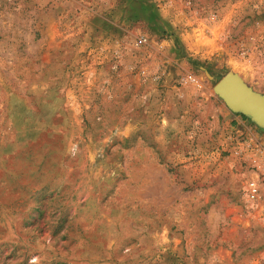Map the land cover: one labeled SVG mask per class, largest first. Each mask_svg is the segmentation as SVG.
Instances as JSON below:
<instances>
[{"label": "rangeland", "instance_id": "rangeland-1", "mask_svg": "<svg viewBox=\"0 0 264 264\" xmlns=\"http://www.w3.org/2000/svg\"><path fill=\"white\" fill-rule=\"evenodd\" d=\"M229 72L264 0H0V264H264Z\"/></svg>", "mask_w": 264, "mask_h": 264}, {"label": "water", "instance_id": "water-1", "mask_svg": "<svg viewBox=\"0 0 264 264\" xmlns=\"http://www.w3.org/2000/svg\"><path fill=\"white\" fill-rule=\"evenodd\" d=\"M214 92L234 113H239L264 131V96L254 91L244 80L231 72L215 85Z\"/></svg>", "mask_w": 264, "mask_h": 264}, {"label": "built area", "instance_id": "built-area-1", "mask_svg": "<svg viewBox=\"0 0 264 264\" xmlns=\"http://www.w3.org/2000/svg\"><path fill=\"white\" fill-rule=\"evenodd\" d=\"M241 127L244 128L246 126L242 125ZM240 130L242 129H237V131ZM237 131L234 139L237 143L236 155H245V159L254 164L259 170L252 175V182L249 185V196L253 199L256 197L261 198L264 191V142L255 130L247 128V135L244 137L241 131L240 134Z\"/></svg>", "mask_w": 264, "mask_h": 264}, {"label": "trees", "instance_id": "trees-1", "mask_svg": "<svg viewBox=\"0 0 264 264\" xmlns=\"http://www.w3.org/2000/svg\"><path fill=\"white\" fill-rule=\"evenodd\" d=\"M244 119H247L245 116L241 115Z\"/></svg>", "mask_w": 264, "mask_h": 264}]
</instances>
